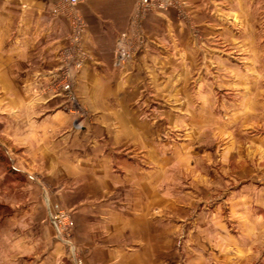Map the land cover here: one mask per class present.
Listing matches in <instances>:
<instances>
[{
  "label": "crops",
  "instance_id": "1",
  "mask_svg": "<svg viewBox=\"0 0 264 264\" xmlns=\"http://www.w3.org/2000/svg\"><path fill=\"white\" fill-rule=\"evenodd\" d=\"M137 7L138 0H87L73 10L64 7L63 0H0L2 133L13 141L22 133L27 139V156L48 168L62 169L66 177L96 180L102 184L98 191L105 196L114 191L106 177H114L108 182L118 180L109 172L115 152L119 156L127 150L138 160L139 168L147 163L166 171L188 151L172 145V140L184 132L191 137L195 121L201 120L194 106L202 103V98H197L208 87L203 75L209 66L203 58L210 52L224 56L225 41H237L235 47L241 54V40L252 39V17L255 9L264 11V0H231L225 7L226 17L219 11L224 7H211L207 0L201 10L192 6L193 23L179 20L174 10L150 13L137 21ZM78 18L85 24L81 53L84 51L87 59L74 83L95 116V128L76 130L74 115L53 111L63 105L62 97L39 93L59 83L60 73L81 56L70 42ZM124 36L128 42H143V46L136 45L142 49H137L134 61L118 65V47ZM70 126V135L51 150L47 146L50 138ZM82 130L89 132L88 147L80 139ZM71 137L73 144L67 147ZM0 146L8 152L1 142ZM137 186L147 188L146 184ZM145 204L97 206V212L106 215L96 222V232H90L88 239L84 236L89 240L85 264H176L174 252L165 248L172 245L173 227L169 238L167 229L149 230V223L140 216L150 209ZM167 212L169 207H164L163 213ZM158 222L172 225L164 216ZM58 264L66 262L59 260Z\"/></svg>",
  "mask_w": 264,
  "mask_h": 264
},
{
  "label": "rangeland",
  "instance_id": "2",
  "mask_svg": "<svg viewBox=\"0 0 264 264\" xmlns=\"http://www.w3.org/2000/svg\"><path fill=\"white\" fill-rule=\"evenodd\" d=\"M230 1L210 0V5L224 7L219 11L226 17L229 13L226 14L225 7ZM175 2L172 9L144 15L174 10L179 20L193 23L192 8L201 10L207 4V0ZM261 12L264 11L255 9L250 26L252 39L241 40V54L235 47L237 41H225L226 48L221 53L224 56L210 52L203 58L209 66L208 73L203 75L208 87L197 98H202V103L194 106V112L202 117L190 130L191 137H187V132L173 136L172 145L188 150L179 157V162L166 171L153 169L147 163L139 168L133 154L125 150L117 156L115 152L109 172L118 180L108 182L110 177H106L109 187L114 188L109 196L98 191L102 184L96 180L66 177L62 169L48 168L46 163L27 156L25 135L19 133L15 141L10 140L2 133L1 121L0 142L8 152L0 146V264H58L59 260L75 264L72 247L77 248L78 264H85L89 233L97 231L96 222L106 215L97 212L96 207L144 203L150 209L140 216L149 223V230L167 229L169 238V229L173 227L172 245L165 248L174 252L176 264H264V13ZM144 15L138 14L137 21ZM128 43L136 58L143 42ZM139 44L142 46L137 48ZM120 48L123 47L119 45ZM85 55L83 62L87 59ZM60 75L59 83L39 94L45 91L62 97L63 105L53 111L74 115V129L95 128V116L79 97L75 83L66 90L64 72ZM21 127H25L23 123ZM70 130L71 126L50 138L47 146L51 150L59 148ZM81 133L80 139L88 147L89 132ZM71 139L67 140V147L73 144ZM155 183V189L160 191H155ZM138 184H146L147 188ZM69 207L75 209L67 211ZM164 207H169V212L163 213ZM76 208H81L79 213ZM63 212L73 225L65 221L59 235L51 215ZM162 216L170 219L172 225H158Z\"/></svg>",
  "mask_w": 264,
  "mask_h": 264
},
{
  "label": "built area",
  "instance_id": "3",
  "mask_svg": "<svg viewBox=\"0 0 264 264\" xmlns=\"http://www.w3.org/2000/svg\"><path fill=\"white\" fill-rule=\"evenodd\" d=\"M86 2L87 0H63V6L72 9V8H77L78 6L83 5ZM175 6H176L175 0H140L138 7V14L144 15L145 13L151 11H167ZM84 35H85V24L80 18H78L75 21L70 42H71V46L79 50L78 52L80 53H81ZM121 44H123L121 46L123 48L118 49V53H117L118 65H123L129 62V60L135 58V54L133 53V51L128 48L129 43L127 40H125V36ZM83 57H84V53L82 51L81 56H79L77 59L75 58L73 64H71V68H65L63 70L64 72V75L62 77L64 84L63 86L66 88V90H70L74 87V81H75L74 77L78 72H80L84 64L82 60ZM81 128H82L81 126H75L76 130ZM51 220L59 235H61V228H62L61 225L64 224L65 221L70 222L68 216L64 212L54 217L53 215H51ZM69 224L73 225L72 222H70ZM71 253H72L73 262H75V264H78L75 247H72Z\"/></svg>",
  "mask_w": 264,
  "mask_h": 264
},
{
  "label": "bare ground",
  "instance_id": "4",
  "mask_svg": "<svg viewBox=\"0 0 264 264\" xmlns=\"http://www.w3.org/2000/svg\"><path fill=\"white\" fill-rule=\"evenodd\" d=\"M54 217V216H53Z\"/></svg>",
  "mask_w": 264,
  "mask_h": 264
}]
</instances>
